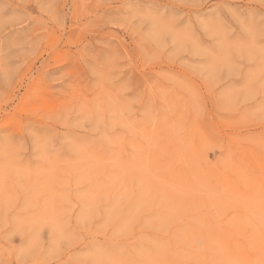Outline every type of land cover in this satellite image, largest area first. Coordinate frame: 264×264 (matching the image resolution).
<instances>
[{
    "label": "rangeland",
    "instance_id": "374dc122",
    "mask_svg": "<svg viewBox=\"0 0 264 264\" xmlns=\"http://www.w3.org/2000/svg\"><path fill=\"white\" fill-rule=\"evenodd\" d=\"M0 264H264V0H0Z\"/></svg>",
    "mask_w": 264,
    "mask_h": 264
}]
</instances>
